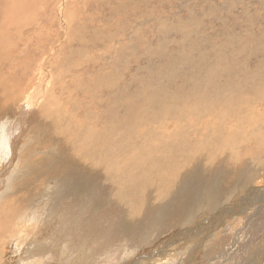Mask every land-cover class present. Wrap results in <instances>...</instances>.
<instances>
[{"label":"rangeland","instance_id":"1","mask_svg":"<svg viewBox=\"0 0 264 264\" xmlns=\"http://www.w3.org/2000/svg\"><path fill=\"white\" fill-rule=\"evenodd\" d=\"M67 1L70 0H65V3ZM84 1L79 3L83 23L80 34L83 33L88 41L93 39L95 29L100 31L95 33L103 39L101 32L104 33L102 27L105 25L113 24L114 28L121 32L117 39L108 44L104 45V40L98 47L87 44L96 51H89L88 54H97L100 59L98 63L108 62L115 56V74L119 77L118 72L121 69V79L129 82L131 91L148 78H152L157 85L161 82L169 92L177 85L181 87L186 80H190L187 85L190 90L196 91L209 86V74L202 72V66L209 65L213 53L217 50L224 61L226 60L221 63L222 66L226 63L229 69L241 70L240 74L225 73L219 79L221 83L239 81L241 84L254 82L256 85L259 76H254L255 73L261 74V80H264V0ZM126 15L128 25L122 22ZM155 22L158 24L155 25ZM53 23L52 28H57V23ZM170 23H174V26ZM187 25L188 27H185ZM142 36L146 39H141ZM125 38L133 47L121 45ZM142 42L153 48L147 45L145 48ZM219 45L220 50L217 47ZM17 46L20 48L12 53L13 59L23 55L20 51L23 44ZM141 47L144 48L145 56ZM10 49L13 50V46L11 48L7 45L5 52L9 53ZM153 52L157 55L152 54ZM149 53L155 56H147ZM204 54L209 58L203 57ZM125 64L128 65L126 71L123 69ZM86 68L91 71L93 66ZM94 68L98 72L99 66ZM76 74L80 80L90 75L89 72H67L64 97L60 95V91L57 94L63 104L69 103L66 95L73 90L72 84L78 79ZM137 75L139 77L134 79ZM217 78L219 77H212V84L218 82ZM50 88L51 85H47L46 90ZM243 92L247 94V98H251V91L246 88ZM205 93L209 94V89ZM262 94L260 96L263 99L255 104L253 112L244 111L249 114L250 128L253 130L251 133L256 135L255 139L249 133L248 127L241 128V144L234 145L232 152L225 155V159L222 158L209 169V165L203 166L206 163L203 157L196 158L199 163L196 161L192 168L188 163L181 173L177 171L169 176L171 184L166 195H162L166 187L164 180L157 179L154 184L156 188L150 198L145 196L144 190L136 189L134 182L114 184L109 180V174L104 170L107 168L106 162L102 164L104 168L96 163L93 168L81 170L71 167L70 157L68 166L65 165L59 174L53 173L52 164L57 162L59 150L62 154L63 146L58 150L45 145L42 128H39L29 115L26 116L27 119L22 120L21 125L17 124L19 116L28 113V106L11 110V116L6 114L7 117L3 118L0 115V217L8 202L15 204L20 201L19 196L27 193L23 201L11 211V219L4 224L6 238L5 242L0 240L1 264H263ZM3 98L4 94L0 93V103H3ZM44 99L43 96L40 101L43 102ZM239 106L240 104L235 102L227 109L226 114L218 111L217 115L229 119L233 115L231 111ZM82 107L81 104L78 107L79 118L82 117ZM194 107L197 112L193 115L181 114L182 110L175 108L172 111H157L156 116L171 115L172 127H177L182 132L187 128L182 127L183 124L188 121H196L200 127L209 120L204 115L202 117L205 110L199 105ZM1 108L2 106L0 112ZM242 114L243 112L238 115ZM211 115L215 116L214 113ZM199 134L201 133L195 137H200ZM14 136L18 137L17 157L15 164H11L6 170L9 165L6 160H9L10 153L7 149H2L3 140L11 145ZM184 137L194 138L191 134L187 135L186 131L179 138ZM251 141L253 143H250ZM30 145L34 147L28 148ZM67 149L76 160L82 156V151L75 155L71 147L67 146ZM202 154H206L205 149L200 150L197 156ZM233 154L237 161L233 160ZM14 168L16 171L12 175ZM160 181L163 182L162 187L157 188ZM128 195H134L138 198L137 201L134 202V198Z\"/></svg>","mask_w":264,"mask_h":264},{"label":"bare ground","instance_id":"2","mask_svg":"<svg viewBox=\"0 0 264 264\" xmlns=\"http://www.w3.org/2000/svg\"><path fill=\"white\" fill-rule=\"evenodd\" d=\"M80 2L85 1L70 0L65 3V0H0V83L2 85L0 93L4 94L3 103H0V107L2 106L0 115L3 118L7 117L5 116L6 114L11 116L13 115V111L11 112V110L28 106V113L21 114L22 116H19L17 124L21 125L23 123L22 120L27 119L26 116L29 115L33 117L35 124L39 128H42L44 133L42 134L43 143L45 145H50L58 150L60 146H63L62 154H60L59 150L57 162L52 164L51 171L53 173L59 174L65 168V165L68 166L70 157H72L71 167L80 168L81 170L93 168L96 163L102 167V164L106 162L107 168H102L109 174V180L114 184L134 182V187L144 190L146 192L145 196L150 198L156 188L154 184L157 179L164 180L166 187L162 195H166L168 193V186L171 184L169 176L176 174L177 171L181 173L188 163L192 168L198 162L196 158L203 157L206 162L203 166L208 167L209 165V169L222 158L225 159L227 157L225 155L232 152L233 146L240 143L243 136L241 128L248 127L249 130H247L250 131L249 133L252 135V138L255 139L256 135L254 136L251 133L253 130L250 128L249 114L244 111L253 112L255 104L263 99L260 96V94L264 93V80H261V74L255 73L254 75L259 76V82L256 85H254L253 78L251 79L253 83L247 82L241 84L239 81L221 83L219 79L225 73L240 74L241 70L238 68L229 69L226 63L222 66L221 63L226 60L224 61L221 53L216 49L217 51L213 53L209 65L202 66V72L209 74V86L196 89V91L195 89L190 90L187 87L190 80H186L181 87L177 85L173 91L169 92L166 90V86L161 85V82L157 85L151 80L152 78H148L147 81H143L142 85L135 87V90L131 91L128 87L129 82L121 79L123 78L119 74L121 69L118 72L120 78L115 74V63L117 61L115 56L112 57V60L106 61L107 63H98L97 61H100V59L97 54L96 56L88 54L89 51H94L95 49L89 48L87 44H90L92 47H98V44L103 40L104 45L108 44L120 36V30L114 28L113 24L105 25L102 27L104 33L101 32L103 39L99 38V35L95 33L99 30L95 29L93 39L88 41L83 33L82 35L80 34L83 28ZM190 20L192 23L191 18ZM53 22L57 23V28H52ZM122 22L128 25L127 15ZM183 23L187 24L185 21ZM175 26L179 27V25ZM185 27H188V25ZM84 28L86 29V26ZM192 28L194 29V27ZM158 30L155 31L157 32ZM27 31L28 35H26ZM136 36L139 37V35ZM142 38L146 39L144 36ZM141 39L140 41H143ZM147 42L149 43V41ZM75 43L77 46H75ZM22 44L23 48L20 50L23 52L22 57L16 56L13 59L12 53H15L20 48L17 45L22 46ZM131 44L126 38L121 43V45L133 47ZM7 45L11 46V48L13 46V50L10 49L9 53L5 52ZM73 45L74 47H72ZM144 45L145 48L146 45L148 46V44ZM221 45L217 46L219 50ZM148 47L147 51L149 52ZM163 48L162 50H164ZM142 49L141 52L143 54L144 48ZM135 50L137 51L136 48ZM173 51L175 52V50ZM240 52L242 51L240 50ZM150 53L147 56H151ZM152 54L156 53L153 52ZM19 55L21 54L19 53ZM143 55L145 56V54ZM210 55L209 53V57ZM133 57L135 58V56ZM182 57L180 58L182 59ZM203 57H206V54ZM123 58L122 60L125 59ZM185 58L187 59V57ZM91 61L94 62L89 64ZM89 65L93 66L91 71L86 68ZM128 65H124V71L128 69ZM96 66H99L98 72L94 68ZM193 66L195 67L194 64ZM70 70L77 73L89 72L90 75L84 76V79L80 80L79 75L76 74L78 75V79L76 81L74 79L75 82L72 79L74 82L72 84L73 90L69 95H66L69 103L63 104L57 98V94L60 91V95L64 97V89H66L65 84L67 82L65 77L68 76L67 72L69 73ZM138 77V75L134 76V79ZM212 77H219L217 78L218 82L212 84ZM47 85H51V88L48 90H46ZM246 88L251 91V98H247V94L243 92ZM207 89H209V94L205 93ZM43 96L45 99L41 102L40 99ZM235 102L240 104V106L231 111L233 112L231 118L227 119V117H219L217 115L218 111L226 114L227 109ZM80 104L83 106L80 113L81 118L77 115ZM195 105H199L202 110H205L206 114H202V117L204 115L206 118H209L200 127L196 121H188L182 126L187 127L186 130L180 132L177 127H172L173 120L171 115L164 117L156 116L157 111H172L175 108H180L182 110L181 114L193 115L197 112L196 107H194ZM157 106H159L158 109ZM242 112L243 114L239 116L238 114ZM211 113H214L216 117L212 116ZM254 126H256L255 123ZM185 131L187 135L191 134L194 138H179L184 135ZM199 132L201 133L199 134L200 137H195ZM17 140L18 137L14 136L11 145L6 144L3 140L2 149H7L10 153L9 160H6L9 164L6 170L12 166L11 164L14 163L17 157ZM250 143H253V141ZM67 146L71 147L75 155L82 151L80 159L76 160L67 149ZM32 147L34 146L30 145L28 148ZM202 149L206 150V154L197 156V153ZM232 156L233 160L237 161L234 154ZM90 162L93 164H89ZM15 171L16 168L11 172L12 175ZM162 184L163 182L160 181L157 184V188H161ZM26 194L24 193L19 196L20 201L17 203L12 204L8 202L5 206V211L0 217V240L2 242H5L6 238L4 224L11 219V211L15 210V206L23 201ZM128 196L133 197L134 202L138 199L134 195Z\"/></svg>","mask_w":264,"mask_h":264}]
</instances>
